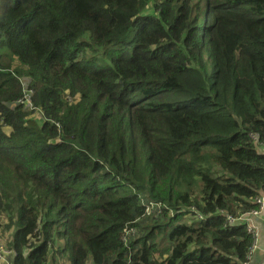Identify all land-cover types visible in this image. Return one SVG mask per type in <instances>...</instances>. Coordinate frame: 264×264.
Instances as JSON below:
<instances>
[{"label": "trees", "instance_id": "trees-1", "mask_svg": "<svg viewBox=\"0 0 264 264\" xmlns=\"http://www.w3.org/2000/svg\"><path fill=\"white\" fill-rule=\"evenodd\" d=\"M263 193L264 0H0L11 264H243Z\"/></svg>", "mask_w": 264, "mask_h": 264}, {"label": "built area", "instance_id": "built-area-1", "mask_svg": "<svg viewBox=\"0 0 264 264\" xmlns=\"http://www.w3.org/2000/svg\"><path fill=\"white\" fill-rule=\"evenodd\" d=\"M22 84L24 86V95L20 99H18V103L24 105L25 107L30 106L33 112H39L42 114V111H40L38 108H36L33 103H32V94L33 91L30 89L29 86L22 80ZM28 108V107H27ZM255 202L257 204V208H254L248 212L243 213L240 216H228V219L232 223H236L239 225H246L248 228V231L255 236V241L253 243L252 248L250 249L246 260L243 262V264H250V260L252 258V253L254 249L256 248L257 241L259 240V232H258V227L255 223L256 218L260 217V215L264 212V193L260 196H257L255 198ZM6 253H8V259H7V264L10 263V258L14 256V253L12 249L8 248L6 250Z\"/></svg>", "mask_w": 264, "mask_h": 264}, {"label": "rangeland", "instance_id": "rangeland-1", "mask_svg": "<svg viewBox=\"0 0 264 264\" xmlns=\"http://www.w3.org/2000/svg\"><path fill=\"white\" fill-rule=\"evenodd\" d=\"M206 12V8L202 9L201 12H199V15H195L194 17H190V21L189 22H194V21H198V27L201 28L205 25V21L207 20V18L204 16V13ZM99 47V49L101 50V54L99 55H94L90 52V54H87V57L89 58H93V61L96 64H107L109 61L106 58V56H104V51H105V46H97ZM93 56V57H91ZM23 81L27 84V86L30 87L29 81L28 79H23ZM28 109L30 110L31 107L27 106ZM31 117L36 118L39 121L43 120V116L41 115V113L39 112H33L31 114ZM5 130L7 132L10 131L9 128H5ZM6 218H2V224L5 223ZM5 225V224H4ZM12 237V232L9 230H2L0 232V264H7V259H8V253H6V250L8 249V242L11 240Z\"/></svg>", "mask_w": 264, "mask_h": 264}, {"label": "crops", "instance_id": "crops-1", "mask_svg": "<svg viewBox=\"0 0 264 264\" xmlns=\"http://www.w3.org/2000/svg\"><path fill=\"white\" fill-rule=\"evenodd\" d=\"M255 223L258 227L259 241L252 254L250 264H264V212L256 218Z\"/></svg>", "mask_w": 264, "mask_h": 264}, {"label": "clouds", "instance_id": "clouds-1", "mask_svg": "<svg viewBox=\"0 0 264 264\" xmlns=\"http://www.w3.org/2000/svg\"><path fill=\"white\" fill-rule=\"evenodd\" d=\"M255 203H256V202H255ZM256 205H257V204H256ZM258 241H259V240H258ZM258 241H257V244H258ZM257 244H256V246H257ZM254 251H255V249H254ZM254 251H253V252H254ZM252 254H253V253H252Z\"/></svg>", "mask_w": 264, "mask_h": 264}]
</instances>
